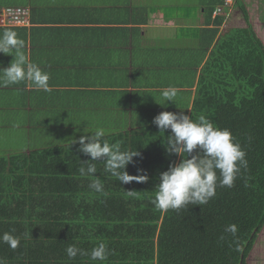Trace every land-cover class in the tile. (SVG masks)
Listing matches in <instances>:
<instances>
[{"label":"trees","instance_id":"1","mask_svg":"<svg viewBox=\"0 0 264 264\" xmlns=\"http://www.w3.org/2000/svg\"><path fill=\"white\" fill-rule=\"evenodd\" d=\"M242 7L248 26L216 40L196 79L192 103L184 104L185 110L179 109L181 103L175 104V99L162 110H153L146 100L140 104L137 99L130 108L136 113L131 116L133 123L119 131L105 130L109 143L118 142L122 150L140 153L126 170L130 175H148L146 182L121 184L96 161V177L105 190L95 193L89 188L90 178L81 177L78 169L90 156L79 151L78 140L91 135L96 123L84 112L89 130L77 128L76 99L66 107H72L68 142L56 140L29 150L30 137L21 149L0 152V235L14 229L21 241L15 251L0 242V257L7 264H248L264 228V41ZM215 19L221 24L224 18ZM212 31L215 40L218 31ZM196 73L193 70L192 76L185 77L195 78ZM138 94L140 101L147 95ZM189 94H184L186 101ZM169 104L176 108L174 112L193 119L203 114L220 128L230 129L247 153L248 168L235 186L218 187L203 211L200 205H189L161 212L151 203L160 173L181 159L166 153L163 141L170 130L161 133L153 123L154 113L169 111ZM55 132L47 131L54 137L60 131ZM64 135L60 133V139ZM74 139L77 143H72ZM129 190L136 195L127 196ZM232 223L239 226L240 251L224 233ZM222 234L226 236L223 241L219 239ZM100 242L112 250L104 262L80 255L69 260L65 252L69 244L90 252Z\"/></svg>","mask_w":264,"mask_h":264},{"label":"crops","instance_id":"2","mask_svg":"<svg viewBox=\"0 0 264 264\" xmlns=\"http://www.w3.org/2000/svg\"><path fill=\"white\" fill-rule=\"evenodd\" d=\"M227 1L22 0L30 23L0 22V35L6 30L17 33L29 60L49 73L52 91L36 90L28 81L4 85L0 80V152L21 149L30 137L29 150L56 140L68 142L70 100L76 99L81 131L90 127L84 112L95 120L92 129H124L132 122L134 100L140 104L146 100L153 110H162L169 102L162 92L170 87L177 89L175 104L182 103L189 91L191 104L196 79L216 40L234 22L236 9L245 16V6L253 25L246 5L250 1L251 7L257 5L259 17V0H230L232 6ZM8 5H14L13 0H0V7ZM219 8L222 12L216 14ZM217 16L224 18L221 24ZM247 26L248 22L241 27ZM211 29L218 31L215 40ZM13 59L14 55L0 53V77ZM193 70L195 78L185 77ZM152 91L156 94L150 95ZM139 92L147 94L141 101ZM47 131L60 132L54 137ZM60 133L65 134L61 139Z\"/></svg>","mask_w":264,"mask_h":264},{"label":"clouds","instance_id":"3","mask_svg":"<svg viewBox=\"0 0 264 264\" xmlns=\"http://www.w3.org/2000/svg\"><path fill=\"white\" fill-rule=\"evenodd\" d=\"M24 47L25 42L18 38L15 31L6 30L0 35V53L14 55L10 65L3 69L0 80L4 85L28 81L36 90L51 92L49 73L29 60L23 51ZM176 95L177 89L171 87L162 92L166 101H174ZM153 123L161 133L170 130L163 141L166 153L181 157L178 163L170 164L168 169L159 175L155 196L151 200L156 210L179 211L189 205H200L203 211V206L215 197L218 187H234L242 171L248 168L247 153L231 130L220 128L206 115L201 114L193 119L184 112L163 111L154 117ZM104 137V129L98 128L91 135L81 136L78 140L79 151L90 156L89 160H82L78 169L81 177L90 178L89 188L95 193H103L105 190L104 184L96 177V161L102 162L104 172L121 184L126 185L132 181L146 182L148 175H130L126 170L127 166L134 162V157L140 153L137 150H122L120 143H109ZM72 143L77 141L74 139ZM135 195V191H127V196ZM14 231L13 229L0 235V242L7 244L13 251L19 248L21 243L20 238L13 234ZM238 232L239 226L235 223L228 224L224 229V233L233 238L232 243L235 244L236 251L241 250ZM225 238L222 234L219 239L223 241ZM65 252L69 260H74L80 255L89 256L93 262H104L112 254L105 242L98 243L90 252L75 244H69ZM0 264H7V259L0 257Z\"/></svg>","mask_w":264,"mask_h":264},{"label":"rangeland","instance_id":"4","mask_svg":"<svg viewBox=\"0 0 264 264\" xmlns=\"http://www.w3.org/2000/svg\"><path fill=\"white\" fill-rule=\"evenodd\" d=\"M249 2L250 1L246 2V5L248 6L249 13H251V15H252L253 25H254L255 29L258 31V34L260 35L262 40L264 41V16H262V10H261V8L264 7V4H263L262 0H259V17H258V12L255 11V10H257V5H255L254 7H251ZM14 3L15 4H17V3L21 4V2H18L16 0H15ZM229 6H232V5L230 4ZM233 15H237V16H236L234 22L232 23V25H230V26L227 25L224 28V33L226 35L231 34L232 31L235 28H237V27H241V26H246L247 25V20H246V18L244 16V13L241 11V9L237 8L236 9V13L233 14ZM188 103H189V101H186V99L182 100V103L179 106V109L180 110H185V108L187 106L184 107L185 106L184 104H188ZM166 105H168V104H166ZM171 105L169 107H167L169 112L177 111L176 108H174ZM159 113H161V111H157L156 113H154L153 119ZM135 114H136L135 112L132 113L133 116H135ZM131 123H133V122H131ZM248 264H264V228H263L262 232L259 234V239L257 240L252 252L250 253V255L248 257Z\"/></svg>","mask_w":264,"mask_h":264},{"label":"built area","instance_id":"5","mask_svg":"<svg viewBox=\"0 0 264 264\" xmlns=\"http://www.w3.org/2000/svg\"><path fill=\"white\" fill-rule=\"evenodd\" d=\"M230 0L227 1L226 5H230ZM222 12V8L216 11V14ZM0 22L11 25H28L29 20V10L22 6L17 7H3L0 8Z\"/></svg>","mask_w":264,"mask_h":264}]
</instances>
